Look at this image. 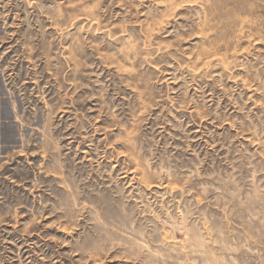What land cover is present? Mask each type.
<instances>
[{
  "label": "rangeland",
  "instance_id": "rangeland-1",
  "mask_svg": "<svg viewBox=\"0 0 264 264\" xmlns=\"http://www.w3.org/2000/svg\"><path fill=\"white\" fill-rule=\"evenodd\" d=\"M0 68V264H264V0H0Z\"/></svg>",
  "mask_w": 264,
  "mask_h": 264
},
{
  "label": "crops",
  "instance_id": "crops-1",
  "mask_svg": "<svg viewBox=\"0 0 264 264\" xmlns=\"http://www.w3.org/2000/svg\"><path fill=\"white\" fill-rule=\"evenodd\" d=\"M17 101L0 68V147L17 142Z\"/></svg>",
  "mask_w": 264,
  "mask_h": 264
}]
</instances>
